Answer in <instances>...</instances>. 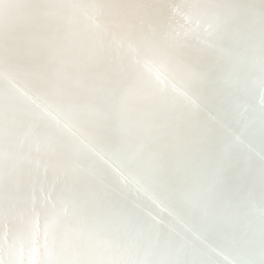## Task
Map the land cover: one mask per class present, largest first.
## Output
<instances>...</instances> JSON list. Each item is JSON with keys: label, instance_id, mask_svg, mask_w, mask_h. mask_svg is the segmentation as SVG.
I'll return each mask as SVG.
<instances>
[{"label": "bare ground", "instance_id": "6f19581e", "mask_svg": "<svg viewBox=\"0 0 264 264\" xmlns=\"http://www.w3.org/2000/svg\"><path fill=\"white\" fill-rule=\"evenodd\" d=\"M0 264H264V0H0Z\"/></svg>", "mask_w": 264, "mask_h": 264}]
</instances>
